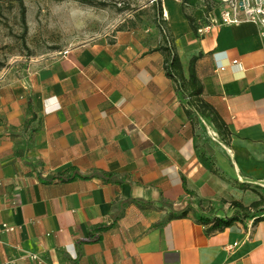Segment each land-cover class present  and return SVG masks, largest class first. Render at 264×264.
Returning a JSON list of instances; mask_svg holds the SVG:
<instances>
[{
	"label": "crops",
	"instance_id": "0c3cea01",
	"mask_svg": "<svg viewBox=\"0 0 264 264\" xmlns=\"http://www.w3.org/2000/svg\"><path fill=\"white\" fill-rule=\"evenodd\" d=\"M162 5L185 76L196 57L203 98L229 133L200 111L189 116L155 24L121 26L24 75L1 74L0 264H264V202L252 211L261 218L212 232L196 202L233 194L249 206L264 196V38L252 22L201 35L182 0ZM187 8L203 26L204 0ZM73 168L113 177L54 178Z\"/></svg>",
	"mask_w": 264,
	"mask_h": 264
},
{
	"label": "rangeland",
	"instance_id": "374dc122",
	"mask_svg": "<svg viewBox=\"0 0 264 264\" xmlns=\"http://www.w3.org/2000/svg\"><path fill=\"white\" fill-rule=\"evenodd\" d=\"M90 1L0 0V75H24L36 63L83 41L110 35L131 21L154 24L152 0ZM204 128L218 136L211 124ZM237 185L231 182L230 190ZM228 197L215 203L196 202L209 214L222 211L231 216L239 210L234 203L239 199L233 194Z\"/></svg>",
	"mask_w": 264,
	"mask_h": 264
},
{
	"label": "trees",
	"instance_id": "16d2710c",
	"mask_svg": "<svg viewBox=\"0 0 264 264\" xmlns=\"http://www.w3.org/2000/svg\"><path fill=\"white\" fill-rule=\"evenodd\" d=\"M22 1V0H19ZM85 3H92L90 0H81ZM221 0H204L205 5L207 6V10L205 12L204 17V25L208 24L210 22L209 13L211 10H213L214 6L218 5ZM103 4V3H102ZM182 6L183 11L193 27L195 31H198L199 24L196 22L195 17L188 11V0H182ZM152 7L155 10L154 13V24L155 26L160 29L162 33V44L160 46V49L165 52L167 57V75L172 78V80L175 82L176 87L178 91L181 93V95L185 98H187V103L189 105V108H187V112L190 117H195L194 113L196 111H200L201 113L205 114L206 116H209L214 120V124L220 129L222 134H228V127L227 125L216 116L215 112L211 109L209 104L204 100L203 94H204V86L202 81L197 75L196 69H195V60L196 57L192 58L190 62L189 67V76L186 77L183 71V66L181 63V59L179 57V54L177 53L176 45H175V39L167 30L166 22L164 20V13H163V5L162 0H152ZM131 25H128L130 27H136L139 25L137 21H131ZM203 25V26H204ZM202 27V26H201ZM195 111V112H194ZM201 161L207 166V168L211 169L215 173H219L218 169L215 168L214 164L207 160L206 156L201 155ZM94 175L102 176L104 178H109L110 176L113 177V174L111 173H105L102 171H95L92 174L83 175L77 170L76 168L71 169L70 172L67 173H61L54 176V178H59L63 181L72 180L78 177H84L89 178L93 177ZM264 202V196H260V200L252 202L249 206L244 205L240 201H234L235 205L239 207V210L237 213H234L231 216H207L205 214H197V220L199 222L205 223L209 225L208 231L212 232L218 229H223L227 226L233 225L235 222L242 220L247 217H252L254 220L261 218V216H257L256 214H253L252 211L257 209L262 203ZM188 207L181 210L177 214H171V216H184L188 213ZM113 222L109 223H100L93 227L91 234H94L96 231H104L107 230ZM100 236H98L96 239H99Z\"/></svg>",
	"mask_w": 264,
	"mask_h": 264
},
{
	"label": "built area",
	"instance_id": "2783aa9c",
	"mask_svg": "<svg viewBox=\"0 0 264 264\" xmlns=\"http://www.w3.org/2000/svg\"><path fill=\"white\" fill-rule=\"evenodd\" d=\"M242 2L241 5L240 0H221L210 11V22L198 28V33L203 35L218 25L252 22L258 25L260 35L264 38V0H242ZM68 52L66 49L62 54L66 55ZM3 228L8 231L14 230V226L8 224H3ZM30 257L41 260L38 254H30Z\"/></svg>",
	"mask_w": 264,
	"mask_h": 264
},
{
	"label": "water",
	"instance_id": "95a60500",
	"mask_svg": "<svg viewBox=\"0 0 264 264\" xmlns=\"http://www.w3.org/2000/svg\"><path fill=\"white\" fill-rule=\"evenodd\" d=\"M242 3H243L242 0H240V4H241V5H242Z\"/></svg>",
	"mask_w": 264,
	"mask_h": 264
}]
</instances>
